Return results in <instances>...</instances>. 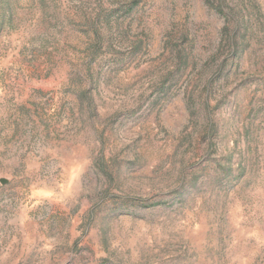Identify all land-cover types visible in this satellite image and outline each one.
Returning <instances> with one entry per match:
<instances>
[{"label":"rangeland","instance_id":"1","mask_svg":"<svg viewBox=\"0 0 264 264\" xmlns=\"http://www.w3.org/2000/svg\"><path fill=\"white\" fill-rule=\"evenodd\" d=\"M2 178L0 264H264V0H0Z\"/></svg>","mask_w":264,"mask_h":264},{"label":"trees","instance_id":"2","mask_svg":"<svg viewBox=\"0 0 264 264\" xmlns=\"http://www.w3.org/2000/svg\"><path fill=\"white\" fill-rule=\"evenodd\" d=\"M219 12H221L220 9H218ZM228 27L225 26L224 27V30H227ZM227 44L229 45L230 48H232L233 51H237L239 49V45H238V42L236 40V35H232V36H229V35H226L225 34V38H223Z\"/></svg>","mask_w":264,"mask_h":264},{"label":"water","instance_id":"3","mask_svg":"<svg viewBox=\"0 0 264 264\" xmlns=\"http://www.w3.org/2000/svg\"><path fill=\"white\" fill-rule=\"evenodd\" d=\"M0 181H1V183H5L7 180L2 178V179H0Z\"/></svg>","mask_w":264,"mask_h":264}]
</instances>
